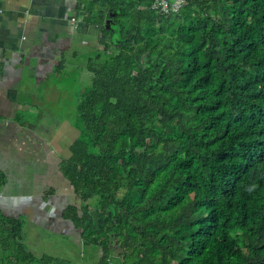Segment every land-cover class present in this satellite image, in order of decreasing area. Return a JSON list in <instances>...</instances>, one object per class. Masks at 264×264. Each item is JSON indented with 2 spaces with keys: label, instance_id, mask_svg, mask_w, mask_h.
I'll use <instances>...</instances> for the list:
<instances>
[{
  "label": "trees",
  "instance_id": "trees-1",
  "mask_svg": "<svg viewBox=\"0 0 264 264\" xmlns=\"http://www.w3.org/2000/svg\"><path fill=\"white\" fill-rule=\"evenodd\" d=\"M72 4L99 35L60 172L98 264H264V0ZM23 240L0 219V264H50Z\"/></svg>",
  "mask_w": 264,
  "mask_h": 264
},
{
  "label": "crops",
  "instance_id": "crops-1",
  "mask_svg": "<svg viewBox=\"0 0 264 264\" xmlns=\"http://www.w3.org/2000/svg\"><path fill=\"white\" fill-rule=\"evenodd\" d=\"M63 1L0 0V219L20 221L24 245L39 260L98 264L102 249L86 243L82 228L65 218L69 207L82 214L60 164L78 137L74 64L86 34L73 4ZM58 180L66 186L56 189Z\"/></svg>",
  "mask_w": 264,
  "mask_h": 264
},
{
  "label": "rangeland",
  "instance_id": "rangeland-1",
  "mask_svg": "<svg viewBox=\"0 0 264 264\" xmlns=\"http://www.w3.org/2000/svg\"><path fill=\"white\" fill-rule=\"evenodd\" d=\"M73 0H64L63 2H62V4H64V6H68L69 4H72L73 2H72ZM77 24L80 26L79 28L81 29V31L83 30V33H85L86 34V36H85V39L83 40L82 38L80 39V47H81V50H79V53H78V55H77V59H78V61H77V63H75L74 65H75V67H79L80 66V68H82V67H84V63H83V57L85 56V53H86V47H84L83 45L84 44H88V42H89V40H91V39H95V38H97V36L99 35V29L98 28H94V27H86V26H84L81 22H80V20H78L77 21ZM89 37H88V36ZM88 46H90V48L92 49V51H93V44L92 43H89L88 44ZM97 49H98V47H96ZM88 50H89V47H88ZM77 77L74 75V79L75 80H77L76 79ZM75 82H77V81H75ZM64 85L67 87V86H69L70 85V79H68V78H65L64 79ZM75 86H74V91L76 92L77 91V86H76V84H74ZM91 85V77L88 75V74H86L84 71H80V83H79V91H80V93H82V92H84L85 91V89H87L89 86ZM76 135V132H74L73 131V133H68L67 134V136L69 137V135L70 136H72V135ZM66 139V138H65ZM60 153H65V154H67L68 153V150L67 149H63ZM61 155V157H60V160L61 159H63L64 157H63V154H60ZM59 155V156H60ZM66 157H67V155H66ZM60 180H58V181H56V183H58V185H56V189H58L59 188V185L61 186L62 184H60ZM65 182V181H64ZM64 186H66L64 183H63V185H62V187H64ZM50 188H51V191H53L52 189H53V185H51L50 186ZM91 204H93L94 203V201H91L90 202ZM94 220V219H93ZM95 222V221H94Z\"/></svg>",
  "mask_w": 264,
  "mask_h": 264
},
{
  "label": "built area",
  "instance_id": "built-area-1",
  "mask_svg": "<svg viewBox=\"0 0 264 264\" xmlns=\"http://www.w3.org/2000/svg\"><path fill=\"white\" fill-rule=\"evenodd\" d=\"M157 4L154 6L155 8L160 7L161 11L166 13L169 11L176 12L183 5H185V0H174L172 3H169L168 0H155Z\"/></svg>",
  "mask_w": 264,
  "mask_h": 264
},
{
  "label": "water",
  "instance_id": "water-1",
  "mask_svg": "<svg viewBox=\"0 0 264 264\" xmlns=\"http://www.w3.org/2000/svg\"><path fill=\"white\" fill-rule=\"evenodd\" d=\"M105 25H106V28H109V21H106V24ZM90 213H91V215H92L95 223L97 224V217L95 215V212L94 211H91Z\"/></svg>",
  "mask_w": 264,
  "mask_h": 264
}]
</instances>
